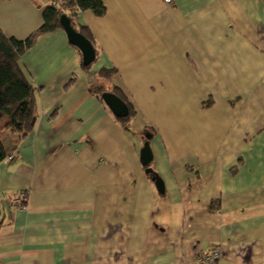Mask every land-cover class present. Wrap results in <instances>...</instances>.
<instances>
[{"label":"crops","instance_id":"obj_1","mask_svg":"<svg viewBox=\"0 0 264 264\" xmlns=\"http://www.w3.org/2000/svg\"><path fill=\"white\" fill-rule=\"evenodd\" d=\"M55 1L0 0V28L24 40ZM105 5L75 20L90 69L64 29L20 60L37 122L0 163V264H264V0ZM103 69L131 120L93 90Z\"/></svg>","mask_w":264,"mask_h":264},{"label":"trees","instance_id":"obj_2","mask_svg":"<svg viewBox=\"0 0 264 264\" xmlns=\"http://www.w3.org/2000/svg\"><path fill=\"white\" fill-rule=\"evenodd\" d=\"M85 11H91L99 18L105 16L107 11L105 0H56L54 4L45 8L41 27L24 40L7 36L0 28V163L7 160L10 153L17 151L19 144L33 132L37 122L36 88L23 74L20 68L21 58L35 46L41 36L63 29L61 24L63 16H67L75 28L77 13ZM75 30L85 35L95 47L94 39L86 29ZM91 66L92 64L84 65V68L88 70ZM114 73V70L107 69L98 73L93 90H96L100 99L105 93L101 81L112 77ZM111 93L126 102L117 89ZM128 105L129 115L124 120L129 121L135 116V111L130 104ZM7 133L16 136L13 144L16 147H7L4 140ZM4 224L0 202V230Z\"/></svg>","mask_w":264,"mask_h":264},{"label":"water","instance_id":"obj_3","mask_svg":"<svg viewBox=\"0 0 264 264\" xmlns=\"http://www.w3.org/2000/svg\"><path fill=\"white\" fill-rule=\"evenodd\" d=\"M61 24L69 42L82 53L83 64L86 66L93 64L96 60L97 52L91 41L85 37V35L75 30L67 16L61 18ZM102 99L118 118H126L129 115V107L127 103L116 94L108 92L104 93ZM146 138L147 141L141 150V163L144 167H147L146 172L151 174L152 181L155 183L158 193L163 194L165 192L163 179L155 173L153 169L149 168L153 160V152L149 142L151 140V135H147Z\"/></svg>","mask_w":264,"mask_h":264},{"label":"built area","instance_id":"obj_4","mask_svg":"<svg viewBox=\"0 0 264 264\" xmlns=\"http://www.w3.org/2000/svg\"><path fill=\"white\" fill-rule=\"evenodd\" d=\"M167 3H171L172 0H165ZM10 159H12V157H10ZM28 201V196L26 194H23L22 197L20 199L14 200L13 203L16 204L17 208H21L23 206L24 203H26ZM222 256V254L220 252H215L212 255H205V257L201 260V262L203 261L206 264H213L215 263L218 259H220Z\"/></svg>","mask_w":264,"mask_h":264}]
</instances>
